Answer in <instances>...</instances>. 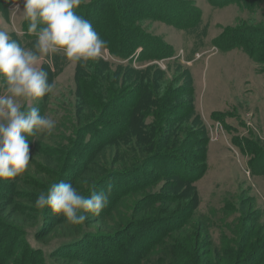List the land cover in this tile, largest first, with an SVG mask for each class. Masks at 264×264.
I'll return each instance as SVG.
<instances>
[{"label": "trees", "instance_id": "16d2710c", "mask_svg": "<svg viewBox=\"0 0 264 264\" xmlns=\"http://www.w3.org/2000/svg\"><path fill=\"white\" fill-rule=\"evenodd\" d=\"M12 1L0 0V8L5 9ZM160 1V9L167 14L151 13L146 0H141L138 6L132 5L129 19H123L125 6H108L97 32L116 59L127 60L124 71L134 76L121 78L120 72H112L101 61L86 71L81 69L80 74L77 71L79 128L74 143L70 142L64 153L40 141H29L30 150L41 160L36 164L39 179L32 183L29 177L0 181V264H47L40 250L23 242L25 231L34 228L37 243L66 241L51 254L54 264H245L264 259V225L252 198L238 209L239 241L223 236L217 247L209 236L208 218L194 220L197 196L193 183L206 169L208 134L195 112L189 73L182 72L184 84L177 90L160 82L159 70L147 77L130 69L137 49H141L138 63L169 59L175 54L161 39L142 34L139 22L161 21L188 34L199 29L201 12L192 1ZM207 2L214 8L238 5L251 13L264 9V0ZM170 5L180 7L181 12L177 14ZM27 28L24 21L23 39H15L31 47L35 36L28 35ZM263 28L245 22L226 27L213 46L221 51L240 49L264 68ZM180 91L186 97L173 99ZM147 115L152 116L153 123L145 125L141 119ZM248 149L256 158L264 155L256 144ZM61 181L72 183L85 197L116 181L128 188L118 190L117 198L99 217L88 214L87 221L69 226L50 209L35 205L42 192ZM135 197L138 200L126 211L125 200ZM93 241L95 254L89 247ZM85 244L88 246H82Z\"/></svg>", "mask_w": 264, "mask_h": 264}, {"label": "rangeland", "instance_id": "374dc122", "mask_svg": "<svg viewBox=\"0 0 264 264\" xmlns=\"http://www.w3.org/2000/svg\"><path fill=\"white\" fill-rule=\"evenodd\" d=\"M190 1L201 12L202 22L198 31L195 34H188L161 21L139 22L142 34L161 39L173 48L174 53H177L169 59L138 63L137 57L141 49H137L130 69L144 72L147 77L154 76L153 72L159 70L162 72L161 77L157 76L162 78L160 82L169 84L177 90L184 84L182 72L189 73L194 104H197L195 112L201 117L208 134L206 169L193 183L197 196V201H194V220L201 217L208 218L211 227L209 236L212 243L219 247L223 236L231 242L239 241L241 214L238 209L241 204H246L249 198L254 200L253 208L259 211L260 224L264 225V155L262 158H256L248 149V146L256 144L257 150L264 152V68L254 63L240 49L218 50L213 46V41L224 28L235 27L241 22L264 27V9L261 7L251 13L242 10L238 5L230 4L214 8L207 0ZM13 2L14 0L5 9L0 8V29L8 31L13 39L15 36L23 39L24 20L22 14L14 10ZM139 3L141 0H82L75 11L83 16L88 15L85 17L92 23L93 28L99 31L98 23L103 22L104 12L108 6L117 5L118 9L125 6L122 10L123 19H129L132 5L138 6ZM159 3L161 4L160 0H146L145 5L153 14H165L166 11L160 9ZM169 4L167 2L166 6ZM170 6L173 7V11H177V14L181 12L180 7ZM136 17L130 18L138 19ZM135 30H138L137 27ZM178 53L179 59H174L178 58ZM99 61L106 63L112 72H120L121 78L134 76L124 71L127 68V60L116 59L108 48L103 49L100 59L90 61L91 63L89 62L90 64L85 67H78L68 62L62 54L46 57L42 67L48 71L49 82L54 83L55 88L53 93L35 102V106L39 107L41 115L52 118L56 122V127L50 136L29 137L28 142L40 141L43 145L58 148L64 153L69 148L70 142L74 143L76 130L79 128L76 110L78 93L76 74L77 71L80 74L81 69L86 71ZM118 66L122 69H116ZM2 85L3 81L0 80V92L3 91ZM185 90L187 92L188 88ZM183 97H186L184 91H180L174 94L173 99ZM152 111L150 110L149 113L152 114ZM212 112L214 113L211 114ZM141 120L145 125L153 123L151 115L142 117ZM217 123L218 129L215 130ZM85 124L86 122L83 126ZM209 129L213 131V141L210 140ZM53 154L51 153L50 157ZM30 155L31 160L26 172L5 182H13L23 177H29L30 183L39 179L37 176L39 169L36 168V164H40L41 160L32 150ZM63 157L58 161L61 162ZM159 166L164 168V165ZM161 185L162 183L155 186L153 190L156 191ZM124 188L128 186L119 181L101 188L99 193L104 192L108 196V204L103 212L107 211L113 199L117 198L118 190ZM188 196H191V193H188ZM137 200L136 197L126 199L125 203L128 206L126 211L130 210ZM35 238L36 229H28L25 231L23 242L34 250H40V256L47 264H54L51 254L66 245V241L53 240L42 245L37 243ZM94 246L95 241L89 245L92 254H95V250L92 249ZM158 254L159 252L156 253V258ZM263 262L264 259H261L245 264H263Z\"/></svg>", "mask_w": 264, "mask_h": 264}, {"label": "clouds", "instance_id": "9594fccd", "mask_svg": "<svg viewBox=\"0 0 264 264\" xmlns=\"http://www.w3.org/2000/svg\"><path fill=\"white\" fill-rule=\"evenodd\" d=\"M81 2L14 0V10L28 23L27 34L35 36L32 47L22 46L8 31L0 29V181L25 173L31 160L29 137L50 136L56 127V122L41 115L35 106L55 88L42 67L46 57L62 54L81 67L102 57L107 42L88 19L75 11ZM107 204L106 193L85 197L72 183L63 181L52 184L35 201L36 207L50 209L69 226L87 221L88 214L99 217Z\"/></svg>", "mask_w": 264, "mask_h": 264}, {"label": "built area", "instance_id": "2783aa9c", "mask_svg": "<svg viewBox=\"0 0 264 264\" xmlns=\"http://www.w3.org/2000/svg\"><path fill=\"white\" fill-rule=\"evenodd\" d=\"M177 57L178 58L175 57L174 59H179V53H178ZM215 126H216L215 130H217L218 129V123ZM209 130H210V140L213 141L214 140L213 131H212V129H209Z\"/></svg>", "mask_w": 264, "mask_h": 264}, {"label": "crops", "instance_id": "0c3cea01", "mask_svg": "<svg viewBox=\"0 0 264 264\" xmlns=\"http://www.w3.org/2000/svg\"><path fill=\"white\" fill-rule=\"evenodd\" d=\"M201 22H202V18H201ZM177 52H175V54H176ZM195 105V108H196V110H197V107H196V105L197 104H194ZM215 112V111H214ZM214 112H212L211 114H213ZM215 113H218V112H215ZM204 119H206V118H204ZM206 123H208V122H206Z\"/></svg>", "mask_w": 264, "mask_h": 264}]
</instances>
